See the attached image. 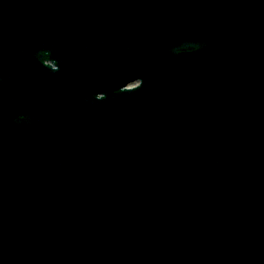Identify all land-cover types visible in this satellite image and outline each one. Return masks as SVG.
<instances>
[{
  "label": "water",
  "instance_id": "95a60500",
  "mask_svg": "<svg viewBox=\"0 0 264 264\" xmlns=\"http://www.w3.org/2000/svg\"><path fill=\"white\" fill-rule=\"evenodd\" d=\"M0 264H264V0H0Z\"/></svg>",
  "mask_w": 264,
  "mask_h": 264
}]
</instances>
